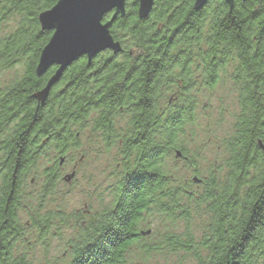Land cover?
I'll list each match as a JSON object with an SVG mask.
<instances>
[{
	"label": "trees",
	"instance_id": "trees-1",
	"mask_svg": "<svg viewBox=\"0 0 264 264\" xmlns=\"http://www.w3.org/2000/svg\"><path fill=\"white\" fill-rule=\"evenodd\" d=\"M56 3L0 0V25H16L0 40V70L20 66L15 85L30 87L27 94L44 90L57 70L36 73L53 34L38 17ZM193 4L155 1L139 20L137 1L127 0L109 28L119 51L80 58L44 104L30 101L26 115L47 122L50 149L68 158L85 131L118 159L111 208L97 217L107 230L93 238L91 225L83 228L64 264H125L132 247L148 258L183 253L193 264H264V0H209L199 11ZM194 71L210 91L223 75L237 88V111L218 146L224 162L204 176L184 147L188 128L196 137ZM178 79L186 83L174 105ZM178 163L189 180L177 176ZM151 224L161 236L149 247L139 229Z\"/></svg>",
	"mask_w": 264,
	"mask_h": 264
},
{
	"label": "flooded vegetation",
	"instance_id": "flooded-vegetation-1",
	"mask_svg": "<svg viewBox=\"0 0 264 264\" xmlns=\"http://www.w3.org/2000/svg\"><path fill=\"white\" fill-rule=\"evenodd\" d=\"M194 72L198 88L208 91L207 79L198 75V71ZM9 73L11 70H0V264H64L63 260L48 261L45 258L49 234L54 230L53 224L59 222L58 214L56 219L53 218L54 213L47 202L59 192L62 182L69 184L68 176L79 174V165L74 161L78 153L67 158L58 150L50 149L53 136L49 135L47 122L39 126L37 120L26 115L30 101L42 105L49 93L42 95V90L27 94L31 88L16 86V76ZM184 83L186 79L176 81L170 104L179 102ZM229 87L236 93V86ZM82 161V158L78 159L79 163ZM71 164L70 174H65V165ZM109 192L112 194L111 190ZM110 208L111 202L91 213L88 225H91L93 238L107 230L97 224V217L99 212ZM32 237L43 251L41 261L33 260L29 242L26 251L19 250L18 246Z\"/></svg>",
	"mask_w": 264,
	"mask_h": 264
},
{
	"label": "rangeland",
	"instance_id": "rangeland-1",
	"mask_svg": "<svg viewBox=\"0 0 264 264\" xmlns=\"http://www.w3.org/2000/svg\"><path fill=\"white\" fill-rule=\"evenodd\" d=\"M15 26V23L10 21L1 24L0 40L13 31ZM10 70L12 73L9 74L17 77L22 73L20 66H14ZM220 80L221 84L219 83L213 91L194 93L198 104L196 137L191 140L193 128L191 130L188 128L184 140L188 154L193 156L196 153L199 157L198 171L202 176L206 175L209 169H217L223 164L224 155L218 146L223 136L231 129L233 116L237 111L236 95L229 87L231 86L228 81L229 76L223 75ZM77 153L74 161L79 165V174L70 175V179L67 180L69 184L62 182L59 192L51 196L47 202L54 213L53 218H57L56 214L59 218V222L53 224L54 230L49 234V249L45 255L48 261L68 260L71 251L69 246L76 244L77 235L90 222L91 213L98 212L110 204L112 195L109 191H112L119 173L116 150L113 147L105 148L99 138L89 136L88 132L82 133ZM80 158L83 159L81 163L78 162ZM71 166L72 164L65 165V174H70ZM181 166H183L181 163L176 165L177 176L189 180L190 170ZM155 225L151 224L149 227L142 225L139 229L140 232H149L143 240L146 246L157 245V240L161 236L160 229ZM20 245L19 250L26 251L27 247L31 248L33 260L41 261L43 251L40 245L34 242L33 237L26 239ZM125 264H193V262L183 253L152 255L148 258L143 256L140 248L132 247L126 256Z\"/></svg>",
	"mask_w": 264,
	"mask_h": 264
},
{
	"label": "water",
	"instance_id": "water-1",
	"mask_svg": "<svg viewBox=\"0 0 264 264\" xmlns=\"http://www.w3.org/2000/svg\"><path fill=\"white\" fill-rule=\"evenodd\" d=\"M126 1L57 0L53 8L39 15L41 28L52 31L53 34L41 51L36 68L37 76L44 74L50 67L57 68L42 91V95L48 94L64 70L80 58L85 57L91 61L105 51H111L114 54L119 51V45L109 34V28L117 16H123ZM136 1L138 18L144 20L149 15L154 2L159 0ZM208 1L194 0L193 9L201 10ZM224 1L231 4L234 0ZM107 15L111 16L110 20L104 23ZM194 181L197 180L194 179ZM145 234L148 235L149 232Z\"/></svg>",
	"mask_w": 264,
	"mask_h": 264
}]
</instances>
